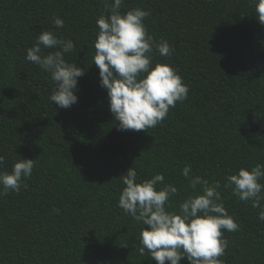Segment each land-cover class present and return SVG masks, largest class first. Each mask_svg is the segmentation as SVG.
<instances>
[{
  "label": "trees",
  "instance_id": "trees-1",
  "mask_svg": "<svg viewBox=\"0 0 264 264\" xmlns=\"http://www.w3.org/2000/svg\"><path fill=\"white\" fill-rule=\"evenodd\" d=\"M136 7L150 12L148 34L174 49L163 57L154 49V62L189 88L162 123L140 131L119 128L93 63L103 0H0V171L34 159L19 192L0 186V264H157L138 251L142 224L118 206L121 175L163 173L179 189L178 209L193 191L185 166L223 185L241 167L264 164V25L252 0H124L121 11ZM43 29L72 39L65 59L85 69L70 108L50 102V74L26 59ZM219 191L239 225L224 232V264H264L259 210Z\"/></svg>",
  "mask_w": 264,
  "mask_h": 264
},
{
  "label": "clouds",
  "instance_id": "clouds-1",
  "mask_svg": "<svg viewBox=\"0 0 264 264\" xmlns=\"http://www.w3.org/2000/svg\"><path fill=\"white\" fill-rule=\"evenodd\" d=\"M123 3L103 0L104 12L96 20L93 63L99 69L100 84L107 89L109 108L119 128L140 131L162 123L170 108L188 98L189 88L170 65L154 62V49L162 57L170 56L174 49L167 40L156 41L148 34L144 21L150 12L140 7L122 12ZM252 3L264 25V0ZM52 23L64 27L59 16H54ZM75 47L72 39L43 29L27 49L26 59L50 74L55 87L49 99L60 108L78 102V78L85 74L84 68L65 59ZM44 49L54 50L44 54ZM4 159L0 156V165ZM33 168L34 159L21 158L14 162L10 173L0 171L4 192H19ZM191 173L190 165L181 172L193 191L182 199L178 209L172 208V198L179 189L164 183L163 173L139 179L138 171L131 167L119 177L124 187L118 206L142 224L138 251L141 255L147 251L157 264H180L185 258L189 264H224L221 257L229 243L224 232H236L239 225L225 208L219 191L222 186L231 189L240 201H251L252 207L259 210L258 220L264 223V164L241 167L227 175L223 185L219 180L209 182Z\"/></svg>",
  "mask_w": 264,
  "mask_h": 264
}]
</instances>
